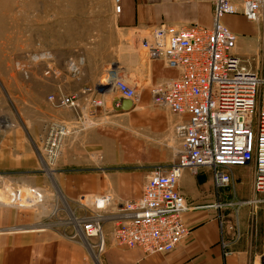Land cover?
Listing matches in <instances>:
<instances>
[{"label":"rangeland","instance_id":"374dc122","mask_svg":"<svg viewBox=\"0 0 264 264\" xmlns=\"http://www.w3.org/2000/svg\"><path fill=\"white\" fill-rule=\"evenodd\" d=\"M108 6V0H0V264H94L86 246L95 240L70 237L71 213L79 218L94 210L82 197L104 191L86 183L111 175L141 186L155 167L176 159L174 115L149 94L142 99L143 92L125 103L111 84L116 78L140 91L110 64L117 34ZM236 19L230 28L249 26L252 38L239 37L258 49L264 25ZM71 96L75 108L57 104ZM54 125L68 132L56 161L45 165L44 139ZM235 170L238 178L214 193L212 205L240 235L262 237L264 250V195L253 192L248 170Z\"/></svg>","mask_w":264,"mask_h":264},{"label":"built area","instance_id":"2783aa9c","mask_svg":"<svg viewBox=\"0 0 264 264\" xmlns=\"http://www.w3.org/2000/svg\"><path fill=\"white\" fill-rule=\"evenodd\" d=\"M207 1L212 4L209 26L163 23L153 27L141 43L149 59H161L177 71L175 77L151 87V103L180 117L173 126L179 141L175 161L155 167L141 195L122 201L115 213L114 244L139 248L146 255L169 252L188 234L183 215L192 206L178 190L185 170L192 174L209 171L219 196L232 182L233 168H249L253 192L264 195V30L259 48L240 56L235 52L238 35L222 23L225 15L239 14L264 25V0ZM113 3L119 12V0ZM111 84L121 98L136 99L135 87L116 78ZM57 104L75 108V97H61ZM67 132L64 125L49 128L42 150L45 163L56 161L60 139ZM82 198L94 210L84 217L73 215L70 237L84 243L94 239L87 246L99 254L105 246L102 212L111 195Z\"/></svg>","mask_w":264,"mask_h":264},{"label":"crops","instance_id":"0c3cea01","mask_svg":"<svg viewBox=\"0 0 264 264\" xmlns=\"http://www.w3.org/2000/svg\"><path fill=\"white\" fill-rule=\"evenodd\" d=\"M108 2L112 16L111 27L117 34L112 42L114 45L110 64L123 73L128 81H135L140 85L136 99L129 100L130 102L124 101L128 104L137 101L141 92H143L142 99L146 98L147 94L150 97L152 86L177 75V71L167 67L161 59H149L146 53L141 51V43L153 27L163 23L176 25L198 23L209 26L212 21V4L207 0H119V12L114 11L113 0ZM232 17L237 18L238 24L241 19L249 24L251 22L239 14L226 15L222 18L223 24L238 35L235 52L240 56H246L257 47L253 40L244 43L238 32H243L242 36H246L245 40H250L254 33L249 31V26L246 30L244 27L231 29ZM255 34L258 37L259 33ZM85 101L86 98L82 103ZM115 101L114 98L112 103ZM174 117L175 123L180 117L176 115ZM235 169L237 167L232 170V179L238 178V171ZM242 169L250 172L252 184V170ZM103 178L97 176L86 183L90 190L99 192L102 189L104 191L100 194L111 193V201L104 210L106 214L102 222L105 246L104 250L96 255L94 264H264L261 262L264 250L259 245L262 237L257 234L240 235L239 229H231L228 225L229 221L220 217L222 216L220 210L212 205L215 197L209 171L192 174L185 170L182 173L178 190L192 206L183 215L188 234L173 250L153 255H146L139 248L117 246L111 236L118 205L125 199L139 197L145 180L140 186L139 183H130L128 178L124 179V182L118 181L117 177L115 179L111 175H105ZM85 179L88 181L90 176ZM254 215L256 217V212ZM260 215L263 218V214ZM235 225L238 226L237 221ZM86 248L89 253L92 251L88 246ZM72 264L80 263L75 259Z\"/></svg>","mask_w":264,"mask_h":264},{"label":"bare ground","instance_id":"6f19581e","mask_svg":"<svg viewBox=\"0 0 264 264\" xmlns=\"http://www.w3.org/2000/svg\"><path fill=\"white\" fill-rule=\"evenodd\" d=\"M7 123V122H6ZM43 163L46 165V163L43 161ZM27 193H29V192H27ZM26 194V193H25ZM29 195V194H28ZM37 196V195H36ZM37 197H39V195L37 196ZM27 197H25V199H26ZM28 198H29V196H28ZM22 199H23V196H22ZM38 199V198H37ZM26 201H27V203H28V200L26 199ZM67 207V206H66ZM68 210V209H67ZM71 219L74 221V217L72 216V213H71ZM91 251V250H90ZM91 254H92V256H93V258L95 259L96 258V256H95V254H93L92 253V251L90 252Z\"/></svg>","mask_w":264,"mask_h":264},{"label":"water","instance_id":"95a60500","mask_svg":"<svg viewBox=\"0 0 264 264\" xmlns=\"http://www.w3.org/2000/svg\"><path fill=\"white\" fill-rule=\"evenodd\" d=\"M123 101H127V102H130L128 99H125V98H122Z\"/></svg>","mask_w":264,"mask_h":264}]
</instances>
